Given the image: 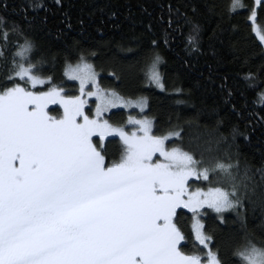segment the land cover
Masks as SVG:
<instances>
[{
    "label": "snow or ice",
    "instance_id": "1",
    "mask_svg": "<svg viewBox=\"0 0 264 264\" xmlns=\"http://www.w3.org/2000/svg\"><path fill=\"white\" fill-rule=\"evenodd\" d=\"M54 2L60 5L62 0ZM2 7L7 10L8 5ZM44 7L30 0L21 9L24 24L0 14V264H228L205 231L206 210L221 220L234 212L241 221L246 206L264 210V153L258 162H249L241 159L239 146L235 152L207 157L204 151L185 150L173 140H182V126L161 132L155 118L143 114L147 97L126 99L116 88L103 87L83 53L75 64L65 57L64 75L78 81V89L68 92L46 71L55 57L37 56L29 35L47 24V16L37 24L29 11L38 14ZM184 7L182 13L179 5H168L167 29L174 23L178 30L181 22L187 25L185 51L198 53L204 31L196 18L199 7ZM257 7L264 11V0H255L251 7L229 0L228 18L247 8L253 22L249 34L231 45L242 66L251 60L241 56L242 42L258 40L264 57V26L256 24ZM206 14L219 15L212 4L206 5ZM146 27L151 31V23ZM225 31L217 23L210 44ZM158 47L153 39L145 77L164 91L163 58L154 52ZM262 76L264 64L255 73H243L242 79L256 91L254 102L264 107ZM50 105L59 109L54 113ZM120 108H138L139 114L117 121L112 110ZM223 123L218 121V130ZM260 126L264 129V117ZM229 136L231 140L220 134L217 143L231 148L238 137L249 139L236 126ZM181 210L191 214L190 226ZM258 228L264 236V214ZM233 256L237 264H264V239L248 236Z\"/></svg>",
    "mask_w": 264,
    "mask_h": 264
},
{
    "label": "trees",
    "instance_id": "2",
    "mask_svg": "<svg viewBox=\"0 0 264 264\" xmlns=\"http://www.w3.org/2000/svg\"><path fill=\"white\" fill-rule=\"evenodd\" d=\"M29 2L0 0V14L8 17L10 22L24 24L21 9L27 8ZM31 2L45 5L38 14L29 11V17L34 16L37 24L47 16V24L36 28L29 35L36 43L37 56L43 55L49 60L55 57V64L45 67L49 74L54 75L57 83L64 87L74 86L66 81L64 75L65 57L69 63L75 64L83 53L99 73L103 87L116 88L125 98L147 97L145 113L155 118L156 127L161 132L177 124L182 126V140H173L185 150L197 154L204 151L207 157L223 155L226 151L235 152L239 146L242 160H260L261 153H264V129L260 126L264 107L254 102L256 91L248 88L242 75L249 70L257 72L264 64V57L257 47L258 40L255 44L251 41L240 44L243 49L241 56L251 57L247 66H242L240 60L234 59L231 48L236 37L246 36L250 32L253 22L248 19L247 8L238 10L228 18L229 0H62L60 5L54 0ZM5 3L8 5L7 10L2 7ZM246 3L251 7V0H246ZM169 4L173 7L179 5L182 13L186 10L184 5H198L199 14L196 18L204 26L200 52L190 54L185 51L184 41L189 33L187 25L181 22L178 30L174 23L171 29H167ZM208 4L214 5L219 15L209 17L206 14ZM221 15L225 17L222 21ZM149 23L152 25L151 31L146 27ZM217 23H222L226 31L219 40H213L210 44L208 37ZM68 24H71V28ZM256 24L264 26V11L259 7ZM233 26L238 31L233 32ZM165 29L169 34L168 44L163 40ZM251 35L255 36L254 33ZM153 39L159 42L154 52L163 58L160 71L164 77V91L146 82L145 57L154 54L150 51ZM213 48L215 55L212 54ZM92 52L95 55H91ZM0 71L3 69L0 68ZM261 79L264 80V76ZM177 87L182 88L183 93H176L174 89ZM261 87L264 88V83ZM229 90L232 92L230 97ZM178 100L186 103L178 104ZM117 114L119 120L125 118L123 111ZM218 121L224 122L219 130ZM233 126L238 127L249 139L238 137L236 145L231 148L226 142L217 143L220 134L231 140L229 131ZM170 143L172 145L173 141ZM246 208V212L241 209L243 221L234 212L225 213L221 220L212 210H206L205 231L213 236V246L219 247L221 256L228 264H237L233 252L244 244L248 236L258 241L264 239L258 228L264 210L258 206ZM183 212L186 214L184 219L188 220L191 214ZM188 224L190 226V220ZM185 230L188 231L187 228Z\"/></svg>",
    "mask_w": 264,
    "mask_h": 264
},
{
    "label": "rangeland",
    "instance_id": "3",
    "mask_svg": "<svg viewBox=\"0 0 264 264\" xmlns=\"http://www.w3.org/2000/svg\"><path fill=\"white\" fill-rule=\"evenodd\" d=\"M251 1H252L251 6H254V5H255V0H251ZM243 2H244L247 6H249V4L246 3V0H243ZM257 8H258V7H257ZM245 9H246V8H245ZM249 20H250V19H249ZM250 21H251V20H250ZM251 22H252V21H251ZM65 77H66V76H65ZM66 81H67V82H70V83H72V84H74L73 87H65V89H66L68 92L72 93V92H75V91L78 89V81H70V80H68L67 77H66ZM146 82H147V81H146ZM147 84L156 87L155 85L149 84L148 82H147ZM156 88H157V87H156ZM157 89L160 90L159 88H157ZM126 99L136 100L137 98H135V99H133V98H126ZM49 107H50V109L53 110L54 113H55V109H59V106H58V105H50ZM146 109H147V108H146ZM146 109H145V112H146ZM112 111H113V113H117L118 111H123V112L125 113V118H124V119H126L127 115H129V114H131V115H138V114H139V109H138V108H128V109L120 108V109H113ZM145 112L143 113L144 115H146ZM119 118H120L119 115H117V116L114 117V119L117 120V121L119 120ZM117 139H118V138H117ZM173 139H175V138H173ZM170 142H171V141H170ZM170 142H169V146H172ZM181 211H186V212H187V210H181ZM193 239H194V237H193Z\"/></svg>",
    "mask_w": 264,
    "mask_h": 264
}]
</instances>
